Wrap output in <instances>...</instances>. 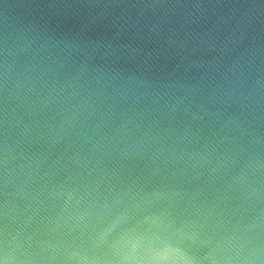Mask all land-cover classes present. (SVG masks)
I'll return each instance as SVG.
<instances>
[{"label":"clouds","instance_id":"1","mask_svg":"<svg viewBox=\"0 0 264 264\" xmlns=\"http://www.w3.org/2000/svg\"><path fill=\"white\" fill-rule=\"evenodd\" d=\"M0 264H264V0H0Z\"/></svg>","mask_w":264,"mask_h":264}]
</instances>
